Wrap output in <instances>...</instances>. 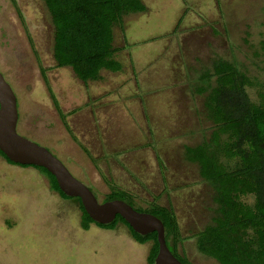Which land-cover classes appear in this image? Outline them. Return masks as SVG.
I'll use <instances>...</instances> for the list:
<instances>
[{"label": "rangeland", "instance_id": "rangeland-1", "mask_svg": "<svg viewBox=\"0 0 264 264\" xmlns=\"http://www.w3.org/2000/svg\"><path fill=\"white\" fill-rule=\"evenodd\" d=\"M141 1L146 11L124 16L112 31L120 71L102 70L83 84L54 67L43 2L0 0V74L16 99V132L50 152L98 203L112 185L130 193L136 209L154 199L170 206L178 254L190 264H218L194 246L215 206L183 148L210 134L194 90L214 59L245 72L252 102L264 96V0ZM240 201L250 205L252 197ZM149 245L120 224L81 230L75 202L50 191L38 170L0 157V264H145Z\"/></svg>", "mask_w": 264, "mask_h": 264}, {"label": "trees", "instance_id": "trees-1", "mask_svg": "<svg viewBox=\"0 0 264 264\" xmlns=\"http://www.w3.org/2000/svg\"><path fill=\"white\" fill-rule=\"evenodd\" d=\"M10 1L14 5V0ZM40 1L53 28L55 68L70 69L83 84L97 81L102 70L120 71L121 64L114 59L118 49L112 45V31L121 24L123 16L145 11L140 0ZM41 76L44 81L42 72ZM198 80L202 84L194 93L202 98L211 130L200 144L185 146L183 156L186 162L195 165L200 180L210 187L215 207L209 222L194 234L195 249L218 264H264V96L258 94V101L252 102L246 92L252 81L233 62L220 58L211 61ZM46 88L64 130L76 142ZM78 146L89 156L85 148ZM0 157L7 164L38 170L46 177L50 191L63 200L75 202L80 211L81 230L86 231L91 224L113 230L120 224L138 245L149 243L145 264H153L157 253L154 232L138 235L119 216L109 224H96L85 214L78 198L67 197L58 190L53 176L46 170L13 164L1 152ZM241 196H251V204L241 202ZM112 200H121L135 211L157 218L163 226L169 252L181 264H190L178 254L182 237L170 206L160 205L154 199L143 210L136 209L130 193L111 185L102 202Z\"/></svg>", "mask_w": 264, "mask_h": 264}, {"label": "water", "instance_id": "water-1", "mask_svg": "<svg viewBox=\"0 0 264 264\" xmlns=\"http://www.w3.org/2000/svg\"><path fill=\"white\" fill-rule=\"evenodd\" d=\"M18 114L15 96L0 74V152L11 163L41 167L53 176L58 190L78 198L88 218L99 225L111 223L119 216L138 235L155 233L157 253L153 264H181L167 249L163 226L154 216L137 212L121 200L98 203L93 194L76 180L45 148L21 137L16 132Z\"/></svg>", "mask_w": 264, "mask_h": 264}, {"label": "crops", "instance_id": "crops-1", "mask_svg": "<svg viewBox=\"0 0 264 264\" xmlns=\"http://www.w3.org/2000/svg\"><path fill=\"white\" fill-rule=\"evenodd\" d=\"M140 2L142 3L141 0H140ZM142 4H143V3H142ZM143 5H144V4H143ZM144 7H145V6H144ZM145 11H146V7H145ZM145 11H144V12H145ZM141 13H143V12H141ZM129 14H130V13H129ZM127 15H128V14H127ZM127 15H125V17H127ZM123 17H124V16H123ZM123 17H122V19H123ZM127 57H128V56H127ZM128 59H129V58H128ZM128 62H130V59L128 60ZM116 73H117V72H116ZM97 81H98V80H97ZM97 81H96V82H97ZM94 82H95V81H94ZM103 93H105V92H101V96H102V97H104V95H105V94H103ZM101 96H100V97H101ZM106 114H107V113H106ZM87 152H88V151H87ZM102 153H103V150H102ZM114 163H115V162H114Z\"/></svg>", "mask_w": 264, "mask_h": 264}]
</instances>
